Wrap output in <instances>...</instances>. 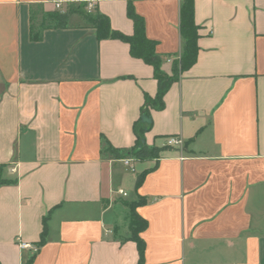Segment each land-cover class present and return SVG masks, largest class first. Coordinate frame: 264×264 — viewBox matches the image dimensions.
<instances>
[{"label": "crops", "instance_id": "obj_1", "mask_svg": "<svg viewBox=\"0 0 264 264\" xmlns=\"http://www.w3.org/2000/svg\"><path fill=\"white\" fill-rule=\"evenodd\" d=\"M87 1L131 36L130 1L171 75L185 0ZM192 1L196 61L150 111L158 157H127L130 169L101 150L136 145L153 67L81 15L55 28L49 0H0V264H137L129 221L120 235L111 215L129 189L146 200L144 264H264V0Z\"/></svg>", "mask_w": 264, "mask_h": 264}, {"label": "trees", "instance_id": "obj_2", "mask_svg": "<svg viewBox=\"0 0 264 264\" xmlns=\"http://www.w3.org/2000/svg\"><path fill=\"white\" fill-rule=\"evenodd\" d=\"M85 4L71 5L65 13L58 11H52L47 13V18L50 20L55 28H65L69 22V17L72 15H81L87 22L95 29L96 37L98 40L102 39H117L121 40L129 45V52L133 58L142 60L145 64L153 67L154 77L158 83V90L154 98L147 95L144 97V104L141 108V114L138 122L147 123L146 127L134 124V131L136 136V145L129 151H120L114 149L109 143H105L102 153L111 155L114 159H125L130 155L136 160L155 159L158 157L161 149L156 147H150L154 150V154L145 156L144 150H147L143 139L144 133L148 129V122L151 110H162L165 107L164 96L170 86L178 79L179 74L191 68L195 63L198 53V26L194 21V7L192 0H185L180 7V20H179V32L183 41L182 54L180 58L175 61L171 75L165 74L161 70L162 58L156 53V42L148 39L145 34V25L143 18L138 15L132 6L128 3L126 15L133 23V34L131 36H125L121 33L114 32L110 29V23L107 17L94 12L93 15L84 11ZM45 26L40 27V31ZM32 38L35 40L40 39V32H33ZM142 141V143H141ZM141 145V149L137 151V146ZM136 147V148H135ZM133 153V154H132ZM139 156V157H138ZM138 157V159H137ZM140 158V159H139ZM146 172H142L136 177L135 189L143 182ZM2 183L0 179V184ZM145 199L140 195H137V201L130 203L129 210V237L125 241H131L136 245L138 253V263L144 264L145 262V242L141 238V233L147 228V222L141 218L136 209L145 203ZM45 242V225L41 234V239L37 244L38 247L42 246ZM34 261V255L30 256L24 264H32Z\"/></svg>", "mask_w": 264, "mask_h": 264}, {"label": "rangeland", "instance_id": "obj_3", "mask_svg": "<svg viewBox=\"0 0 264 264\" xmlns=\"http://www.w3.org/2000/svg\"><path fill=\"white\" fill-rule=\"evenodd\" d=\"M84 11L86 12V13H89V14H91V15H93V12L92 11H90V12H88L86 9H84ZM39 20H36L35 21V23H34V26H35V29L38 27V25H39ZM46 23H49V22H46ZM175 63V62H174ZM140 126H143V127H146L147 126V123H141L140 124ZM139 127V126H138ZM141 143H142V141H141ZM141 145L139 144L138 146H137V151H139L140 149H141V147H140ZM148 149L147 150H144V153L143 154H145V156H147V155H149V154H154V150H151L150 149V147H148V146H146ZM136 148V147H135ZM133 154V153H132ZM129 157H133L132 155H130ZM139 157V156H138ZM138 157H137V159H138ZM135 159V158H134ZM140 159V158H139ZM141 169H142V166H136L135 167V170L134 171H132V172H128V175H132V176H135L136 174H138V173H140L141 172ZM126 187H128V185H125ZM125 187V188H126ZM126 190H128V189H126ZM129 191V196L127 197V196H121V195H119L120 197H122L123 199H125V201L124 200H117L115 203H117L119 206H117L116 207V210H113L112 211V214L111 215H117L118 216V218H120V220H119V224H120V226H121V231H120V235H123L126 231H127V228H128V217H129V210H128V206L127 205H130V203H133V202H128V201H126V200H131V198L133 197V194H132V192H130L131 191V189H129L128 190ZM137 201V200H136ZM124 203H127V205H125ZM121 210H120V209ZM110 215V216H111Z\"/></svg>", "mask_w": 264, "mask_h": 264}, {"label": "built area", "instance_id": "obj_4", "mask_svg": "<svg viewBox=\"0 0 264 264\" xmlns=\"http://www.w3.org/2000/svg\"><path fill=\"white\" fill-rule=\"evenodd\" d=\"M49 1H50L51 5L53 6V9L55 11H58V12H61V13H65L69 9V7L71 5H78V4H85V9L88 12L93 11V5L90 2H88L87 0H49ZM180 143L181 142L178 139H175V138H169L166 141V145L167 146H174V145H178ZM122 161H123L125 166H127V167H129L131 169V166H130V163H129L128 160L123 159ZM118 194L122 195V196H126V193H124L121 190L118 191ZM20 247L21 248H26L27 245L20 244Z\"/></svg>", "mask_w": 264, "mask_h": 264}]
</instances>
